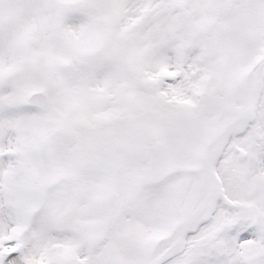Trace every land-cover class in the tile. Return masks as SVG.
<instances>
[{
    "label": "snow or ice",
    "instance_id": "snow-or-ice-1",
    "mask_svg": "<svg viewBox=\"0 0 264 264\" xmlns=\"http://www.w3.org/2000/svg\"><path fill=\"white\" fill-rule=\"evenodd\" d=\"M0 264H264V0H0Z\"/></svg>",
    "mask_w": 264,
    "mask_h": 264
}]
</instances>
